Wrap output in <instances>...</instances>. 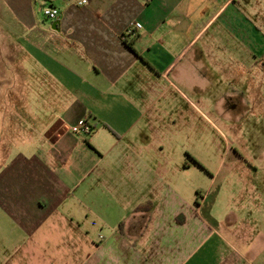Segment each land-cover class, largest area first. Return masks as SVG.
Listing matches in <instances>:
<instances>
[{"label": "crops", "instance_id": "obj_1", "mask_svg": "<svg viewBox=\"0 0 264 264\" xmlns=\"http://www.w3.org/2000/svg\"><path fill=\"white\" fill-rule=\"evenodd\" d=\"M262 74L264 0H0V264H264V168L216 235L165 105Z\"/></svg>", "mask_w": 264, "mask_h": 264}, {"label": "rangeland", "instance_id": "obj_2", "mask_svg": "<svg viewBox=\"0 0 264 264\" xmlns=\"http://www.w3.org/2000/svg\"><path fill=\"white\" fill-rule=\"evenodd\" d=\"M228 85L226 79L216 77L206 91L187 93V102L178 99L165 104L168 110L175 107L180 112L173 118L178 127L177 147L169 146L167 152L186 153L197 160L191 171L192 184L183 196L193 206L198 191L196 197L203 203L201 213L206 217L213 207L210 214L215 218L212 225L218 236L223 235L227 218L233 221L230 227L234 231L241 222L245 225V218L239 220L233 215L242 201L247 203L246 215H255L256 180L262 181L258 176L264 168V74L242 93L237 90L232 94ZM168 133L161 137H168ZM262 234L264 248V227Z\"/></svg>", "mask_w": 264, "mask_h": 264}, {"label": "built area", "instance_id": "obj_3", "mask_svg": "<svg viewBox=\"0 0 264 264\" xmlns=\"http://www.w3.org/2000/svg\"><path fill=\"white\" fill-rule=\"evenodd\" d=\"M85 0H82V3H84ZM42 13L45 17L49 18V19H55L58 16V9L54 8V7H43L42 8ZM142 25L139 22H134L133 24H131V26H129L127 28V33L128 34H132L133 33V29H138L141 28ZM69 131L74 133V134H79L82 136H86L91 132V126L88 124L87 120L85 118H81L79 119L76 124H74L73 126H70Z\"/></svg>", "mask_w": 264, "mask_h": 264}]
</instances>
